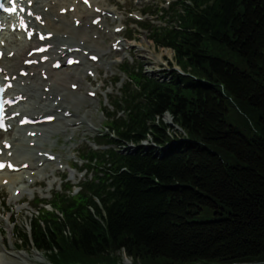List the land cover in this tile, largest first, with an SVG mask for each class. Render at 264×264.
<instances>
[{"label":"trees","instance_id":"obj_1","mask_svg":"<svg viewBox=\"0 0 264 264\" xmlns=\"http://www.w3.org/2000/svg\"><path fill=\"white\" fill-rule=\"evenodd\" d=\"M190 2L149 38L193 77L124 68L114 107L127 113L103 136L164 148L86 151L93 178L18 232L52 264H264V0ZM166 112L186 137L169 136Z\"/></svg>","mask_w":264,"mask_h":264},{"label":"rangeland","instance_id":"obj_2","mask_svg":"<svg viewBox=\"0 0 264 264\" xmlns=\"http://www.w3.org/2000/svg\"><path fill=\"white\" fill-rule=\"evenodd\" d=\"M41 4H44L46 0H41ZM79 0H65V4L70 5ZM166 1L172 0H96L98 5L103 4L105 9L109 10L110 16H104L102 21L103 28L112 33V38H107L108 35H104L96 26H93L89 32L92 39V35L95 37L91 40V44L94 45L96 51H90L91 53L101 54L100 50L103 48L109 49L110 42L120 40L121 50L114 51L111 56L107 57L105 61L109 68H105V65H99L102 62V57L100 55V60L94 65L96 71L98 72L96 77H86L85 74L80 72L81 66H73L71 68H62L55 72V75L66 76L63 78L62 86L65 88V92L68 93V97L73 98H84L85 101H79L74 108H69V112L72 115L68 117L73 121L77 117H73V114L78 113L86 117V123L81 126L77 133L73 135V128L66 131L67 127L64 126V122L56 119L51 124H46L42 126V129H53L56 132L50 134L48 139L38 138L39 144L43 147V150L51 152L56 156L57 161L60 162L58 165L56 160L54 162H49L44 166L42 174L35 178L34 185H29L26 181L18 182L17 185L13 187H25L28 186L26 192L22 193L21 198L16 202H11V188L2 185L3 191H0V198L3 200L0 205V255H4L5 260L9 263L20 262L18 258L13 257L15 254H26L30 256L31 264L35 263V254L39 253L43 256V261L38 262V264H49L47 258L35 249H31L29 246L23 245L22 249H19V244L17 242V231L25 228L30 218L36 215V210L34 205L35 199H46L49 200L51 194L54 191H60L63 187L62 179L67 178L70 185L76 186L78 183L85 181L89 177L90 172L84 170H79L82 164L77 161V156L84 148H96L94 141H96V135L101 134L108 122L107 114L113 112L110 107L113 99L120 95V89L122 84L126 82L127 75L120 71L122 64L134 65L136 68L142 65L145 72L153 71L155 72L159 68V64L162 62L164 64H174V58L172 51L164 52V49L157 48L147 37L148 33L139 28L136 21H147L152 20V15L143 14L142 10L149 6L153 9L166 7ZM59 5H57V8ZM59 9V8H58ZM152 9V10H153ZM51 13V11H50ZM112 13V14H111ZM130 13V14H129ZM68 17L70 22V16L63 14ZM71 23V22H70ZM154 24H161L159 18L153 20ZM89 24V23H88ZM116 26L125 28L121 34H115L113 31ZM104 30V31H105ZM127 34H132L133 40L125 41L121 35L125 36ZM87 46H89L87 44ZM26 47L23 50L22 55H25ZM22 59L21 56L18 57ZM104 59V58H103ZM87 63L90 64L86 56ZM95 72V70H94ZM68 73H75L76 76L81 78V83L76 90L70 87L72 82L76 81L74 76H68ZM157 79H162L164 72H156L153 74ZM165 79L167 75L164 76ZM120 79L118 83L115 79ZM94 91L96 96H89V92ZM90 103L93 105L90 106ZM69 114H67L68 116ZM164 120H170L168 115L164 116ZM65 127V128H64ZM91 129H90V128ZM175 131L177 128H173ZM174 130L170 129L173 134ZM16 130L1 134L0 141L4 140L6 137L13 136ZM180 130H177L179 132ZM72 132V133H71ZM70 167H74L71 169ZM211 212L204 210L197 216V220L206 221L211 220ZM5 246V248L3 247ZM123 264H130V260L125 259Z\"/></svg>","mask_w":264,"mask_h":264},{"label":"bare ground","instance_id":"obj_3","mask_svg":"<svg viewBox=\"0 0 264 264\" xmlns=\"http://www.w3.org/2000/svg\"><path fill=\"white\" fill-rule=\"evenodd\" d=\"M40 1L41 0H34L31 9L34 11L36 16L42 17V21H45V25L41 26L40 23L33 20L30 25L41 32L44 31V34L53 33L52 38L50 40H46L45 43H39L34 40H30V42H28L25 40L24 36L20 38L21 35L19 33H10L8 31L1 32V41L5 40V42H8L10 39L9 36H13L14 39H10L8 47L4 46L3 48L4 54L0 59V68H2L3 72L0 74V81H3L7 76L10 78L16 76V79L14 80V88L11 90V93L14 96L21 95L25 100L17 104L13 110L14 112H21L24 116L35 118L55 116V118L64 121L65 127L71 126L73 128L77 126L72 129L76 134L78 129L86 123V117L75 112L74 115L77 118L73 121L64 118L63 114L67 113L69 108H74L73 106L77 105L79 101L85 100L81 97L73 99L68 97V93L65 92V88L62 86V80L66 76L55 75V71L51 68V65L56 60H60L62 58H64L65 62L68 57H74V55H76V59L80 60V64L82 66L87 64L84 59V50H86V48L82 49V46L84 44H88L89 48L94 47V45L91 44L92 39L89 35V32L92 29L91 22L95 18L100 17L104 9L94 4V0H89L90 5L87 7L85 5L80 6L75 3L71 4V6L74 7V10L73 12H70L72 19V23H70L66 16H62L57 13L58 8L59 11L65 8V0H46V3L42 5H40ZM56 5H59V7L57 8ZM95 7L102 9L100 14L94 12L93 9ZM76 21H79L80 23L74 26ZM105 34H107L109 38L112 37L110 33ZM46 44L52 46L47 53L42 56L30 54L29 57H27L31 50L37 49ZM26 47H28V52L25 55H22L23 50ZM75 48H78V51H76ZM100 53L102 54V57H109L111 50H108V48L105 47L100 50ZM20 56L21 58L24 56L23 59H19L18 57ZM107 57L102 60L103 65H105L106 68L109 67L105 61ZM42 58L51 60L42 63ZM31 59L36 60L35 64L31 67L25 66L24 62ZM20 60L23 61L20 62ZM21 70L28 72L26 77L19 76V72ZM88 70H90V68H87V71ZM44 74L48 75L46 80H43L42 78ZM66 75L72 76L73 74L68 73ZM76 81L80 83L81 78L77 77ZM76 81L72 83L75 84ZM47 87L48 91L46 92L45 89ZM91 105L92 104L90 103V106ZM20 120L21 118L17 120V127ZM41 125L23 128L18 127L17 134H14L12 137L5 140L6 142L11 143V147L9 151H4V156L8 160H11L16 166L28 164V167L27 169L20 170L17 173H0V185L3 184V181H7L6 186L13 187L14 185H17L18 182H22L25 178L32 180L37 173L42 174V170H36L37 166H35V161L45 162V157H42L41 155L42 150L41 147L37 145L38 143L36 138L40 135L44 139H47L50 134H53L56 131L53 129H40ZM27 132H35L36 138L28 137L26 135ZM32 142H35L34 147L30 146ZM3 147V144L0 143V149H3ZM9 153H11L10 157ZM40 165H44V163H41ZM44 169L45 168H43V170ZM26 174L27 176H24ZM28 186H25V188L17 186L11 188L12 195L10 197V201H18L19 197L21 198L22 193L26 192ZM16 190L20 191L18 194L19 196L14 195ZM0 191L3 190L0 189ZM2 202L3 200L0 198V205ZM3 247L5 248V246ZM34 254V264H38V262L40 263V261H43V256L41 254L36 252H34ZM12 256L18 258L20 262L9 263L5 260L6 257H4V255H0V264H31V259L28 253L15 254Z\"/></svg>","mask_w":264,"mask_h":264},{"label":"snow or ice","instance_id":"obj_4","mask_svg":"<svg viewBox=\"0 0 264 264\" xmlns=\"http://www.w3.org/2000/svg\"><path fill=\"white\" fill-rule=\"evenodd\" d=\"M0 7H3V5H0ZM10 11H15V9L14 8L13 9H10ZM0 166H2V165H0Z\"/></svg>","mask_w":264,"mask_h":264}]
</instances>
